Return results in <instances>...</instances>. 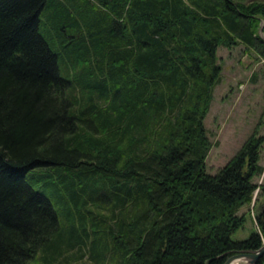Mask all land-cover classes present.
Wrapping results in <instances>:
<instances>
[{"label":"trees","instance_id":"trees-1","mask_svg":"<svg viewBox=\"0 0 264 264\" xmlns=\"http://www.w3.org/2000/svg\"><path fill=\"white\" fill-rule=\"evenodd\" d=\"M262 32L264 0H0V264H221L263 242L264 200L230 233L264 131L211 172L203 123L216 46L264 57Z\"/></svg>","mask_w":264,"mask_h":264},{"label":"rangeland","instance_id":"rangeland-1","mask_svg":"<svg viewBox=\"0 0 264 264\" xmlns=\"http://www.w3.org/2000/svg\"><path fill=\"white\" fill-rule=\"evenodd\" d=\"M258 32H261L259 27ZM215 51L220 66L218 78L211 86L203 116L210 139L204 162L205 169L211 172L226 161L249 132L264 131V57L241 41L219 43ZM259 162L262 171L254 176L257 187L250 201L237 209L244 212V220L230 233L232 238L246 236L257 228L254 213L264 200V139L259 147ZM84 261L91 264L85 253L71 263L83 264Z\"/></svg>","mask_w":264,"mask_h":264},{"label":"water","instance_id":"water-1","mask_svg":"<svg viewBox=\"0 0 264 264\" xmlns=\"http://www.w3.org/2000/svg\"><path fill=\"white\" fill-rule=\"evenodd\" d=\"M264 252V241L256 247H242L239 250H234L224 257L221 264H229V262L236 257H243L246 262L240 264H252L255 262L258 256Z\"/></svg>","mask_w":264,"mask_h":264},{"label":"bare ground","instance_id":"bare-ground-1","mask_svg":"<svg viewBox=\"0 0 264 264\" xmlns=\"http://www.w3.org/2000/svg\"><path fill=\"white\" fill-rule=\"evenodd\" d=\"M264 253V252H263ZM262 253V254H263ZM259 257V256H258ZM257 257V258H258ZM245 258H243V257H236V258H233L230 262H229V264H235L236 262H239V263H241V262H246V259L244 260ZM239 260H244V261H239ZM257 260V259H256ZM255 260V261H256ZM253 264V263H252Z\"/></svg>","mask_w":264,"mask_h":264}]
</instances>
